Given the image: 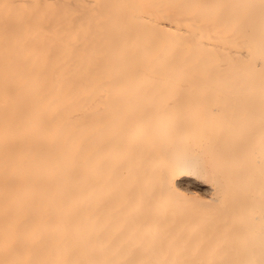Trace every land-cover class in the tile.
Listing matches in <instances>:
<instances>
[{
  "label": "bare ground",
  "instance_id": "1",
  "mask_svg": "<svg viewBox=\"0 0 264 264\" xmlns=\"http://www.w3.org/2000/svg\"><path fill=\"white\" fill-rule=\"evenodd\" d=\"M0 264H264V0H0Z\"/></svg>",
  "mask_w": 264,
  "mask_h": 264
}]
</instances>
